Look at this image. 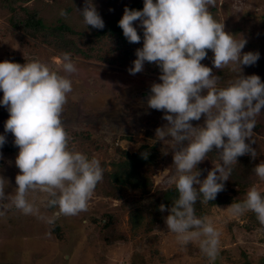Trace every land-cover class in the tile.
Returning a JSON list of instances; mask_svg holds the SVG:
<instances>
[{
	"label": "rangeland",
	"instance_id": "rangeland-1",
	"mask_svg": "<svg viewBox=\"0 0 264 264\" xmlns=\"http://www.w3.org/2000/svg\"><path fill=\"white\" fill-rule=\"evenodd\" d=\"M141 1L93 0L105 21L103 29L84 23L79 11H83L85 0H52L51 3L31 0L24 5L29 12L39 13L48 27L59 24L70 27L75 34L67 36L75 40L83 50L82 54L56 50L23 37L10 27L11 13L0 8V62L8 60L25 64L38 59L72 81L73 91L64 106L62 121L76 150L89 158H98L107 173L120 172L117 165L128 160L127 154L138 153L144 145L155 146L163 156L155 160L153 191L149 195L122 183L121 199H116L106 194L109 183L103 180L97 185L86 211L75 216H61L54 224L10 208L5 216L0 217V264H264V226L252 212L228 219L226 209L231 204L211 206L201 203L200 207L194 206L198 217L208 216L222 231L215 261L202 253L198 242L186 246L179 244L165 223L170 211L161 212L160 205L164 204L170 210L173 203H157L153 193L168 188L176 190L175 184L169 183L175 173L174 154L169 149L164 155L163 142L155 143L154 140L156 129L167 123L162 119L164 112L147 107L152 84L162 83L159 80L161 72L155 73L153 69L157 65L148 62L141 73L132 75L128 71L134 67L136 50L143 47L140 21L134 22V26L141 41L129 43L126 39L132 57L121 59L110 44L105 49H98L94 42L90 48L91 40L112 20L122 19L125 7ZM61 9L66 10V17L60 16ZM209 10L217 21L225 24L226 32L237 39L247 40L242 53L259 52L260 59L256 64L243 66V75L255 74L264 81V0H216L215 6H210ZM64 53L71 54L76 72H64L61 64ZM86 53L91 55H83ZM213 57L214 53L209 50L201 63L212 67L213 74L221 77L218 87H225L237 78L238 73L231 67L216 69ZM2 99L3 92L0 91ZM261 111L251 138L256 142L253 144L257 151L255 166L264 161V109ZM8 118L9 112L0 105V134L6 136V143L0 148V176L9 181L6 195H14L18 187L15 178L20 173L15 163L19 148L14 144V135L5 133ZM192 123L194 126L203 125L204 117ZM8 146H14L15 151L7 150ZM218 154L214 149L212 155L209 153L207 159L197 165L202 173L201 181L219 162ZM255 180L254 185L264 192V181L256 175ZM248 189L243 195L229 191L225 195L242 201ZM29 199L34 200L46 216L58 210L47 208L44 193H30ZM156 207L161 222L149 230L150 213ZM111 233L125 239L109 245L107 238Z\"/></svg>",
	"mask_w": 264,
	"mask_h": 264
},
{
	"label": "clouds",
	"instance_id": "clouds-1",
	"mask_svg": "<svg viewBox=\"0 0 264 264\" xmlns=\"http://www.w3.org/2000/svg\"><path fill=\"white\" fill-rule=\"evenodd\" d=\"M215 4L216 0H144L142 10L125 7L119 21L129 43L141 41L134 22L140 21L143 28V47L136 50L137 59L129 73L143 72L145 62L154 63L161 71L162 83L152 84L147 107L164 112L162 119L167 123L156 129L154 140L163 142L164 155L173 151L175 173L169 183L175 184L178 198L170 210L164 204L159 210L170 211L165 223L179 244L198 242L211 261L219 255L222 231L208 216L198 217L194 206L198 200L202 204L214 201L225 190L238 157L257 158L252 146L256 142L251 138L256 118L264 109V82L258 75H243V66L256 64L260 54L242 53L247 40L225 31V24L209 10ZM79 12L87 26L105 27L93 0H85ZM60 16L66 17V10L61 9ZM209 50L214 53L216 69L231 67L238 73L225 87H218L221 77L201 63ZM61 64L66 73L77 71L70 53L63 54ZM0 91V105L9 112L5 133L15 137L19 148L15 163L20 170L14 195H6L9 181L0 176V217L14 207L54 224L61 216L86 211L104 179V168L98 158L75 149L62 121L72 81L38 59L25 64L5 60L0 62ZM202 116L204 124L194 126L192 121H200ZM5 143L6 136L0 134V148ZM214 149L219 162L201 181L197 165ZM143 155L147 158L148 153ZM253 171L264 181V161ZM36 192L46 194L47 208L58 210L51 216L42 214L29 199V194ZM226 212L228 219L252 212L264 226V192L253 185L245 199L233 202Z\"/></svg>",
	"mask_w": 264,
	"mask_h": 264
},
{
	"label": "trees",
	"instance_id": "trees-1",
	"mask_svg": "<svg viewBox=\"0 0 264 264\" xmlns=\"http://www.w3.org/2000/svg\"><path fill=\"white\" fill-rule=\"evenodd\" d=\"M30 1L31 0H1L0 8L11 13L10 27L23 37L31 39L40 45L54 47L56 50L71 52V54H82L83 50L81 48L79 49L75 40L67 36L70 33L75 34L74 31L64 24L48 27L42 18H40L39 13L35 11L29 12L24 8V5ZM143 7L144 0L132 4L129 8L133 10H142ZM120 20L121 19L112 20L105 30L100 31L95 36L94 40H91L90 48L93 47L94 42L97 44L98 49H105L108 44H110L119 52L121 59L132 57L123 30L119 27ZM83 55L88 57L91 54L86 53ZM153 71L155 73L161 72L158 66L155 67ZM252 146L254 147V145ZM6 149L15 151L14 146H8ZM144 153H148L147 158L144 157ZM210 155H212V153H210ZM160 157L163 156L159 154L155 146L148 145L142 146L138 153L131 155L127 154L128 160L117 165L120 172L107 173L104 171L103 180L109 183L106 185V194L113 198L121 199L120 186L122 183L130 184L134 189L141 190L147 195L151 194L154 185L152 180L154 175L153 166H155V160ZM254 167L255 162L251 155L239 157V161L233 166V171L229 180L225 182V190L220 192L217 198L214 201H210L208 204L215 206L230 205L233 202H240V200H235L233 196H226L225 193L229 191L234 195H243L247 188L252 187L256 181L253 171ZM103 168H105V166ZM99 185L100 184H98V186ZM177 193V190L168 188L166 190L155 191L153 194L155 195L157 203L161 201H171L173 203V201L177 199L176 197H178V195H176ZM200 204L201 202L198 200L195 206L200 207ZM150 217L151 222L148 224L149 230L157 223L161 222L160 211H158L157 207L150 213ZM109 226L110 224H108V227ZM109 236L110 237L107 238V243L109 245H113V243L125 239L124 237L115 235V233H111Z\"/></svg>",
	"mask_w": 264,
	"mask_h": 264
}]
</instances>
